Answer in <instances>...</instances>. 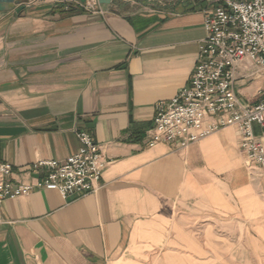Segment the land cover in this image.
I'll use <instances>...</instances> for the list:
<instances>
[{
  "label": "crops",
  "instance_id": "crops-1",
  "mask_svg": "<svg viewBox=\"0 0 264 264\" xmlns=\"http://www.w3.org/2000/svg\"><path fill=\"white\" fill-rule=\"evenodd\" d=\"M125 1L107 13L52 0L0 11V158L12 180L35 184V164L75 155L77 130L107 162L94 194L2 202L0 264H264V169L246 164L238 131L187 149L146 143L156 105L189 84L206 3ZM235 90L251 105L264 78L240 70Z\"/></svg>",
  "mask_w": 264,
  "mask_h": 264
},
{
  "label": "built area",
  "instance_id": "built-area-1",
  "mask_svg": "<svg viewBox=\"0 0 264 264\" xmlns=\"http://www.w3.org/2000/svg\"><path fill=\"white\" fill-rule=\"evenodd\" d=\"M75 3L87 11L100 10L98 0ZM205 29L189 84L170 102L156 105L147 146L187 149L226 128H235L246 164L264 169V90L251 105L235 90L240 70L246 79L264 78V0H224L209 7ZM76 137L79 150L75 155L34 165L45 171V177L35 184L15 183L12 164L0 158V204L36 190L58 192L63 200L96 193L107 162L92 134L77 130Z\"/></svg>",
  "mask_w": 264,
  "mask_h": 264
},
{
  "label": "water",
  "instance_id": "water-1",
  "mask_svg": "<svg viewBox=\"0 0 264 264\" xmlns=\"http://www.w3.org/2000/svg\"><path fill=\"white\" fill-rule=\"evenodd\" d=\"M114 0H98L100 9L103 13H107L111 10L112 4ZM82 3H85L86 0H81ZM14 6H19V9L17 10L18 13L23 11L26 6L24 3L20 0H0V11H8L12 9Z\"/></svg>",
  "mask_w": 264,
  "mask_h": 264
},
{
  "label": "rangeland",
  "instance_id": "rangeland-1",
  "mask_svg": "<svg viewBox=\"0 0 264 264\" xmlns=\"http://www.w3.org/2000/svg\"><path fill=\"white\" fill-rule=\"evenodd\" d=\"M20 1H22L23 3L25 2H27V3H31V2H33V3H39V2H43L44 0H20ZM58 1H62V3H60V4H63V5H65V8H73V9H80V10H84V9H82V8H80L75 2H76V0H58ZM118 1H120L122 4H126V5H129L128 3H125L126 1L125 0H118ZM132 1V0H131ZM200 1H203V2H205L206 3V5H207V7L209 8V7H212V6H218V5H220V4H222L223 3V1L224 0H200ZM134 6V8H135V5H133ZM147 8L149 9V8H151V7H149V6H147ZM256 99H258V98H256Z\"/></svg>",
  "mask_w": 264,
  "mask_h": 264
}]
</instances>
